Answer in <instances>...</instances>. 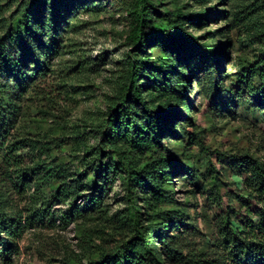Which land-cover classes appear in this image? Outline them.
Wrapping results in <instances>:
<instances>
[{
  "label": "rangeland",
  "instance_id": "obj_1",
  "mask_svg": "<svg viewBox=\"0 0 264 264\" xmlns=\"http://www.w3.org/2000/svg\"><path fill=\"white\" fill-rule=\"evenodd\" d=\"M151 1L158 10L149 14L155 26L199 38L208 46V56L217 61L225 77L224 89L237 87L245 66L264 62V0ZM31 2L0 0V44L17 31ZM42 5L44 27L56 6L60 48L47 72L29 64L31 83L23 93L17 128L44 147L27 152V161L57 171L71 193L59 195L63 182L57 181L41 190L33 188L27 195L16 194L15 211L22 212V222L27 224L18 249L11 258H0V264H89L99 259L103 245L122 244L130 237L132 214L120 178L111 174L101 205L85 210V197L99 173L100 129L129 84L132 60L138 58L150 71L152 66L160 68L162 61L175 63L177 67L165 78L168 87L182 75L189 80V102L173 97L167 107L161 90L144 89L151 81L145 70L140 85L147 101L173 111L164 124L163 145L196 176L180 173L167 181L174 202L160 211L175 209L186 216L185 226L176 231L185 253L195 250L215 258L220 210L211 194L215 189L233 197L243 189L232 155L247 152L264 160V107L246 91L234 112L217 113L211 100L209 57L200 51L173 54L151 45L148 54L136 55L127 40L134 26L135 0H43ZM173 11L184 13L182 21L165 16ZM199 16L207 18L202 21ZM43 41L49 43L48 37ZM251 82L261 87L258 76ZM118 145L130 149L126 138ZM112 160L108 157L105 163ZM147 205L146 200L140 203ZM76 207L79 213L74 212ZM39 212L41 219L34 220Z\"/></svg>",
  "mask_w": 264,
  "mask_h": 264
},
{
  "label": "trees",
  "instance_id": "obj_2",
  "mask_svg": "<svg viewBox=\"0 0 264 264\" xmlns=\"http://www.w3.org/2000/svg\"><path fill=\"white\" fill-rule=\"evenodd\" d=\"M43 0H32L21 15L17 31L0 44V258L9 259L22 236L26 224L22 212L15 211V195H27L33 188H42L62 181L53 169L27 161L31 149H44L41 143L21 135L18 127L22 115L21 101L28 84L31 83L29 64L35 63L37 70L47 72L49 62L59 50V17L55 7L44 27L46 9ZM37 10L40 12L36 13ZM158 11L151 0H135L134 26L128 43L136 55L148 54L149 47L162 46L173 54L184 50L202 52L209 57L211 100L218 113L235 110L238 100L246 91L264 107V62L247 65L237 78L236 88L224 89L225 77L219 64L208 56V46L191 35L175 29L167 30L155 26L149 19L151 11ZM182 21L181 11L165 15ZM202 17L205 21L207 17ZM193 17L190 22L194 21ZM48 37L49 43L44 40ZM129 71V84L122 89L117 104L110 108L109 117L100 129L102 138L98 152V174L94 186L85 197V210L101 205L111 174L120 178L127 206L130 208L132 233L122 244L111 243L101 247L99 259L89 264H264V160L247 152H237L230 158L243 189L236 196H223L213 190L211 196L220 210L218 217V239L214 246L213 259L204 253L182 249L176 241V231L182 230L186 216L178 210L160 211L162 206L174 202V193L165 187L175 174L184 173L195 178L192 169H186L163 145L164 124L173 111L163 109L144 97L141 89L142 70L151 78L149 92L161 90L164 106L170 98L177 97L187 104L186 90L189 80L186 75L177 84L168 87L167 77L175 63L163 62L160 68L148 64L141 58L133 59ZM256 75L261 83L256 88L251 82ZM152 84V85H151ZM246 87V88H245ZM126 138L130 149L118 144ZM106 148H109L106 151ZM112 157L110 163L105 159ZM70 186L63 182L59 195L68 197ZM149 198L147 199V197ZM228 199L230 204L225 205ZM149 204L141 207V201ZM237 201V205L233 202ZM79 213V207L74 208ZM40 212L34 220H40ZM33 220V218H31Z\"/></svg>",
  "mask_w": 264,
  "mask_h": 264
}]
</instances>
